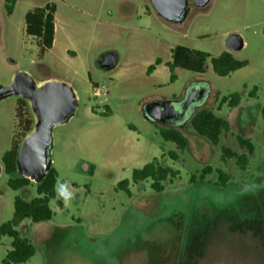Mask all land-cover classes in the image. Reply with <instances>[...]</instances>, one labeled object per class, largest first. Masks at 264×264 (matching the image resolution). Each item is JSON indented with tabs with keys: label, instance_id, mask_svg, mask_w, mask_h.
I'll use <instances>...</instances> for the list:
<instances>
[{
	"label": "rangeland",
	"instance_id": "1",
	"mask_svg": "<svg viewBox=\"0 0 264 264\" xmlns=\"http://www.w3.org/2000/svg\"><path fill=\"white\" fill-rule=\"evenodd\" d=\"M47 4L57 8L56 37L42 56L38 40L26 32L25 16ZM233 33L243 36L245 48L232 54L248 65L220 77L212 58L228 51L225 40ZM179 45L211 55L206 73L177 68L171 81L167 63ZM109 51L118 52L120 61L105 72L98 61ZM158 59L162 64L147 75ZM13 71H28L37 81L66 80L80 99L76 116L54 131L53 168L70 199L62 208L51 201L52 220L27 219L18 227L37 249L24 264H264V0H211L174 26L157 15L150 0H18L12 15L6 0H0L1 85L8 84L4 76ZM95 85L108 94L96 98ZM202 86L208 96L182 127H164L149 118L146 106L155 101L174 103L185 112L186 104L179 102ZM235 93L241 96L238 107L222 104ZM16 103V97L0 102L1 165L27 136L28 122L34 128L27 105L20 104L16 120ZM202 110L231 125L217 146L192 126ZM163 129L180 130L187 148L165 141ZM237 136L256 148L245 171L235 159H222L223 148L249 154ZM171 152L179 159H171ZM155 158L180 171L164 183L162 193L153 190L152 179L131 183V195L119 189L135 169ZM208 165L213 173L201 181ZM219 170L231 178L226 188L217 185ZM9 179L6 172L0 176V226L13 218L16 197L38 196L37 184L13 190ZM12 241L1 238L0 263Z\"/></svg>",
	"mask_w": 264,
	"mask_h": 264
},
{
	"label": "trees",
	"instance_id": "2",
	"mask_svg": "<svg viewBox=\"0 0 264 264\" xmlns=\"http://www.w3.org/2000/svg\"><path fill=\"white\" fill-rule=\"evenodd\" d=\"M18 0H6V10L9 15L13 14L15 5ZM56 13L57 8L54 4H47L42 7H36L26 13V32L29 36L38 40L40 53L44 56L47 51L54 46L56 37ZM211 57L208 52L191 49L186 46H176L172 53V61L167 63L171 71V81L177 79L174 71L179 68L182 70L206 73L207 61ZM161 60L158 59L154 65H151L147 71V75H151L157 66L161 65ZM214 72L220 77H227L230 74L246 67L248 62L235 59L232 52L226 51L216 58H212ZM257 88L250 92V97L256 96ZM241 103V96L238 93L224 97L222 104H227L230 108H236ZM264 117V108L262 110ZM27 134L32 131L33 121L28 122ZM192 126L195 132L208 139L214 146L219 145L221 136L224 132H229L231 129L230 123L221 117H218L211 110H202L197 113L192 119ZM161 135L167 142H173L180 150H185L188 146L187 138L178 129H163ZM238 143L242 148L248 150L249 154H238L229 148L222 149V159H235L239 168L243 171L247 170L249 157L255 153V145L250 139L242 136H237ZM19 147L13 146L9 152L3 157L5 170L8 175L9 185L13 190H21L29 187L32 182L28 179L16 177V158ZM170 157L173 160H178L179 156L176 152H171ZM213 173L210 165L205 167L199 176L201 181L206 180L207 176ZM180 176L179 170H174L170 167H164L158 158L153 159L141 169L133 171L132 180H124L119 183V189L131 195L130 185L139 184L141 182L152 179V188L158 193L165 190L164 183L171 179H176ZM230 176L225 172L218 171V186L226 188L230 181ZM196 176H192L191 181L195 182ZM61 185L57 190V186ZM38 196L30 201L21 197L15 199V211L13 218L0 226V240L3 237L12 238V249L8 251L6 257L0 264H24L33 258L37 249L32 241L23 237L18 230L20 224L30 219L33 223L47 222L53 219L54 212L50 206L52 200H56V205L63 207L64 203L70 199V192L64 181H59V173L53 168L44 180L43 183L36 185Z\"/></svg>",
	"mask_w": 264,
	"mask_h": 264
},
{
	"label": "water",
	"instance_id": "3",
	"mask_svg": "<svg viewBox=\"0 0 264 264\" xmlns=\"http://www.w3.org/2000/svg\"><path fill=\"white\" fill-rule=\"evenodd\" d=\"M155 12L168 23L182 24L190 13L189 0H150ZM197 8H204L211 0H193ZM225 45L230 52H239L245 48V39L238 33L226 37ZM118 52L104 53L99 68L105 72L115 70L119 65ZM208 89L202 86L193 88L187 97L179 102L186 104L181 112L176 104L155 101L146 106L149 118L164 127L183 126V122L192 116L204 103ZM18 96L25 99L35 119L34 128L22 141L16 158V177L28 179L39 185L48 177L54 165V131L57 127L69 123L77 114L80 99L76 88L68 81L57 78L37 81L30 73L18 72L8 85H0V102ZM201 100L194 102V98ZM3 166L0 164V176Z\"/></svg>",
	"mask_w": 264,
	"mask_h": 264
},
{
	"label": "flooded vegetation",
	"instance_id": "4",
	"mask_svg": "<svg viewBox=\"0 0 264 264\" xmlns=\"http://www.w3.org/2000/svg\"><path fill=\"white\" fill-rule=\"evenodd\" d=\"M189 5H190V13L194 10V9H197V10H203V9H205L206 7H204V8H197L196 6H195V4H194V2H193V0H189ZM190 13H189V15H190ZM189 17V16H188ZM187 17V18H188ZM187 20V19H186ZM185 20V21H186ZM184 23V22H183ZM182 23V24H183ZM170 24H172V23H170ZM182 24H173V26L174 25H182ZM26 72V71H25ZM18 72H9V75H5L4 76V78H8L9 77V82H8V84H10L12 81H13V79H14V77H15V75L17 74ZM27 73H29L28 71H27ZM42 79H44V78H42ZM42 79H39V80H42ZM8 84H5V85H8ZM1 85V84H0ZM4 85V84H3ZM12 97H16L17 98V103H16V108H15V118H16V120H18V117H19V109H20V104H22L23 106L25 105H27L29 108H30V105H29V103L25 100V99H23V98H21V97H18V96H12ZM12 97H10V98H12ZM8 99V98H7ZM6 100V99H5ZM2 102V101H1ZM30 110H31V108H30ZM32 113V112H31ZM2 166H3V172H6V170H5V164H4V162H3V164H2ZM10 176V175H9ZM10 178H11V176H10Z\"/></svg>",
	"mask_w": 264,
	"mask_h": 264
},
{
	"label": "built area",
	"instance_id": "5",
	"mask_svg": "<svg viewBox=\"0 0 264 264\" xmlns=\"http://www.w3.org/2000/svg\"><path fill=\"white\" fill-rule=\"evenodd\" d=\"M93 90H94V96L96 98H100V97L106 96L108 94L104 88H101L99 86H95Z\"/></svg>",
	"mask_w": 264,
	"mask_h": 264
},
{
	"label": "crops",
	"instance_id": "6",
	"mask_svg": "<svg viewBox=\"0 0 264 264\" xmlns=\"http://www.w3.org/2000/svg\"><path fill=\"white\" fill-rule=\"evenodd\" d=\"M228 51H229V50H228ZM161 64H162V63H161ZM155 71H156V70H155ZM155 71H154V72H155ZM154 72H153V73H154ZM153 73H152V74H153ZM152 74H151V75H152ZM151 75H149V76H151ZM47 79H51V78H44V79H42V80H39V82L45 81V80H47ZM57 79H59V78H57ZM61 80H62V79H61ZM95 86H96V85H95ZM95 86H94V87H95ZM26 188H27V187H26ZM23 189H25V188H23ZM26 220H27V219H26ZM29 220H30V219H29ZM24 221H25V220H24ZM24 221H23V222H24ZM23 222H22V223H23ZM31 222H32V221H31ZM22 223H21V224H22ZM32 223H33V222H32ZM21 224H20V225H21ZM36 224H37V223H36ZM30 226H32V225H30Z\"/></svg>",
	"mask_w": 264,
	"mask_h": 264
}]
</instances>
